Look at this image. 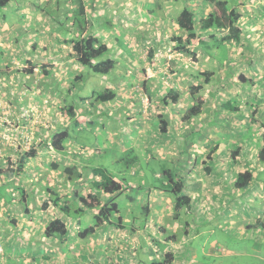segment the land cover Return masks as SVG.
<instances>
[{"label": "crops", "instance_id": "0c3cea01", "mask_svg": "<svg viewBox=\"0 0 264 264\" xmlns=\"http://www.w3.org/2000/svg\"><path fill=\"white\" fill-rule=\"evenodd\" d=\"M84 1L91 17L95 18L98 12L102 14L101 18L110 17V20H105L106 26L100 21L101 18L98 20L100 24L94 34L107 42L114 51L113 57L118 58L115 73L105 77L111 82L108 88L115 89L118 96L115 101L102 105L80 104L82 101L78 94L85 84L78 82L76 77L81 74L82 65L73 45L65 41L68 35L77 34L71 12L78 9L80 0H10L3 10L0 20V97L7 99L12 95H23L28 91L27 88L18 90L13 89V86L17 80H25L28 84L18 83V87L37 88L41 96L52 95L55 97L52 99L57 101H60V96L69 98V102L63 103L64 99L57 104L67 108L73 102L80 104L76 115L82 121L80 126L95 137L90 145L71 140V146H67V152L61 155L48 149L47 139L50 133L41 128L36 132L29 130L30 141L25 142L28 146L25 149L17 148V142H23L28 134H24V139H17L19 135L15 129H10V126L1 121L3 114H6V120L13 118L14 104L3 103L0 99V150H3V143L7 145L0 152V159L6 161L11 159L8 157L15 156L13 161L20 160L23 159L24 152L33 146L37 148L36 156L27 162L24 169L26 178L24 181L17 178L16 183L23 187L25 195L16 191L21 198L25 196L22 199L28 204V210H25L19 196L14 198L15 193L11 191L15 189L10 190L14 200L12 203L3 200L9 208L5 213L0 212V249H3L0 256L11 259L14 254H19L16 253L15 241L20 233H24L27 237L22 235L21 238L27 244L20 248V252L24 253L23 259L27 258L26 252L30 250L32 257L41 255L42 264H86L78 255L86 256L90 260L88 264H151L155 257H159L160 251L173 252V264H201L191 254L189 246L182 249V255L176 254L188 236L176 238L175 241L168 239L167 224L164 223L166 218L167 221L174 220L173 216H169L173 215V202L150 184L142 168V161L145 160L147 164L153 160L169 162L185 183V193L192 199L191 209H194V213L200 209V214L206 215L212 211V207L236 208L238 213L241 201H236V197L243 199L247 196L248 203L261 200V205L252 207L259 208L255 215L249 210L243 211L246 212L244 216L237 214L240 218L233 224H238L244 231L254 222L257 225L264 222V180L260 177L264 162L258 160L257 152L262 147L264 132L260 124L264 120V0H228L242 14L240 25L244 30L240 42L225 44L229 59L223 62L202 45V41L214 42L209 36L213 30L199 31L200 40L194 39L191 44L186 43V48L196 50L195 59L173 39L175 36H187V32L178 28L175 20L176 12L179 13L182 9L179 5L183 0L167 7L163 16L156 15L154 19L157 22L152 23L150 16L145 15L149 10L146 11L144 6L146 9L148 6L160 9L161 6L155 3L158 0ZM183 3L184 6H192L198 18L215 7L203 0H185ZM224 34L219 33L218 37ZM118 36L125 38L124 43L119 44ZM159 51L163 54L158 55ZM151 53L154 56L151 57ZM28 65H36L34 73L23 75L21 71ZM42 67H47L49 74L44 75ZM204 71L213 72V76L202 89L206 96L202 113L185 119L186 110L194 103L190 87L203 84V77L198 75ZM33 79H36V85ZM117 84L119 87L115 86ZM171 90L180 93L179 102L164 103L157 112L156 104ZM147 93L151 94L148 103L138 98L136 102H126L123 105L127 97H144ZM229 102H233L238 109H229L226 106ZM21 107L23 106H19ZM58 110L62 111V108ZM164 110H170L171 113H161ZM54 111L53 108L51 112L55 113ZM158 113L168 122L166 132H161ZM60 115L61 123L69 124L67 114ZM232 127L235 129L229 130ZM6 129L7 132L2 134V130ZM2 135L5 139L1 138ZM235 148H242L243 151H237L238 154L233 157L231 150ZM85 149L93 153L87 154ZM115 151V159L118 161L124 160L119 154L124 155L129 151H133L130 158L133 155L140 158L130 167L133 171L126 180L123 178L124 174L122 178L114 175L116 180L126 185L122 195L125 196L123 205L127 208L121 209L113 219L115 221L121 216L122 222L131 228L119 229L105 224L87 239L76 237L75 232L63 239L46 237L42 232L46 223L63 213L52 205L47 210L42 209L39 202L50 198V188L58 191L62 197L67 193L65 176L52 167V162L67 165L72 160L73 163L82 165V160H91L103 165L101 161L111 159L110 155ZM256 160L258 161L255 162ZM2 165L3 161L0 166ZM251 165H255V169ZM243 168H251L254 173L248 190L238 189L234 183L237 173ZM23 172L18 175L20 178L24 176ZM30 173V177L36 173L43 177L40 179L42 188L36 194L37 200L35 191L25 188L29 181L27 175ZM54 175L55 180L45 185L44 177ZM155 175L160 177V172ZM7 181L11 182L12 178L4 176L0 185ZM255 181L257 185L254 184ZM83 187V193L91 191L89 181ZM103 197L110 201L116 195L104 194ZM144 207L149 208L147 214ZM167 207L171 208V213L163 210ZM184 211L183 213L186 212ZM86 213L92 214L95 210H88ZM183 213L174 221L175 227L186 217ZM253 216L258 218L251 222ZM226 220L229 218H224ZM171 230L176 232L173 227Z\"/></svg>", "mask_w": 264, "mask_h": 264}, {"label": "trees", "instance_id": "16d2710c", "mask_svg": "<svg viewBox=\"0 0 264 264\" xmlns=\"http://www.w3.org/2000/svg\"><path fill=\"white\" fill-rule=\"evenodd\" d=\"M203 1L214 4V9L198 18V14L194 9L185 6L175 17L178 28L187 32V36L185 38L182 36H175L173 39L178 41L179 46L183 47V50L191 54L194 59L196 58V50L191 51L186 48V45L191 44L194 39L200 40V32L213 30V32L210 33V36L214 42L202 41V45L205 48L207 47L206 49L210 51V49L215 46L214 44H217L216 47H219L225 45L226 43L231 44L232 42H240L244 30L240 25L242 14L236 8L231 6V3L228 0ZM9 2L10 0H0V20L3 17V10ZM71 14L74 25L77 29V34L68 35V37L65 38V41L73 45V50L78 57L79 63L83 66H88L94 73L105 75V77L113 75L115 73L118 60L116 57H113L112 54L114 51L109 47V44L94 34L97 26L94 22L97 23V20L99 19L93 18V16L91 17V13L87 11V5L84 0H80L78 9L72 11ZM219 33L225 34L218 37ZM208 44H210L211 47H209ZM226 47L223 46L224 50L227 52L228 48ZM150 56H154V53H151ZM35 66L33 65L28 69H22L21 72L23 75L33 74ZM41 72H43L44 75L49 74L47 67H42ZM212 74L213 72L211 71H204L200 73L198 76H202L204 78L203 84H195L190 87V93L194 103L186 110L185 119L194 118L202 113L203 105L205 104V97L202 89L205 83H209L211 81ZM76 79L78 82H84L83 74L78 75ZM246 80L253 82L251 79ZM82 92L83 89H81V92L78 95L81 96V104L83 106L102 105L104 103L113 102L118 96L115 89L107 87L103 88V90L93 91L94 93L92 92L90 94H82ZM179 99L180 93L175 90H171L163 97L164 103L166 104H176L179 102ZM78 105L79 104L73 102L66 109V116L69 124L59 125L49 135V138L47 139V147L49 150L51 149L61 155H64V153L67 152V146H71V140L80 142L72 135V133H78L79 131L86 132L85 135L93 140L91 133L88 130H84L80 126V123L82 125V121L76 116ZM226 106L232 110L238 109V107H235L233 102L227 103ZM158 118L161 131L166 132L168 122L162 115ZM254 118L255 117H253V119ZM260 124L264 130V120ZM83 137L87 138L85 136ZM82 143L85 145L88 144L85 140H82ZM36 151L37 148L33 146L28 151L24 152L23 159L17 161V166L20 172L16 169H12L10 171L4 170L3 167L0 166V183L4 176H13V174L15 176L16 174L23 172L27 162L36 156ZM85 151H87V154L93 153L89 149H85ZM108 151V153H110V150ZM116 152L117 151L113 154ZM132 153L133 151H129L124 155L119 154L120 158H127V162L130 164V167L133 166L135 162L140 160L138 155H133V157L130 158ZM258 159L259 161L264 162V132L262 134V147L259 151ZM154 161L155 160H153L150 164H147L150 167V170L146 171L149 177L147 178L150 180V184L156 186L155 188L161 190L163 194L167 195L171 199L173 202L172 216L175 220H178L181 217L183 210L186 212L191 210L192 199L185 193V183L175 168L172 167L169 162L156 161L154 163ZM70 163L71 164L67 165H59L56 161L52 162V167L54 169H58L59 174L61 173V175L65 176L64 184L67 187V193L64 197H62L59 195L58 191L50 188V198L43 202L41 208L47 210V208L52 205L63 214L54 216L46 223L42 231L44 235L46 237L63 239L69 233L75 232L76 237H79L80 239H87L97 232V228L102 227L105 224L113 225L119 229H130L131 227L129 228L124 222H122L121 216L115 220L116 222L113 219V217L121 211V205L117 199L123 194V190L126 188V185H123L120 181L116 180L114 174L106 166H104V164H98L91 160H82V165L73 163L72 160ZM157 172H160V177H155ZM253 176L254 173L251 168H246L238 172L234 179L235 186L241 190H248L253 180ZM88 181L91 191L83 193V185ZM69 184L71 186H69ZM9 185L15 186V183L7 181L0 185V200H6L5 193H7ZM104 194L111 196L115 194L116 197L108 201L105 197H103ZM9 195L11 196L10 192ZM23 195H25L24 191ZM22 198L24 199L25 196H22ZM22 198L20 197L21 203L24 204L25 210H28V204ZM129 198L132 197L129 196ZM88 210H95V213L88 214L86 213ZM148 211L149 208L144 207L145 214H147ZM83 215L89 216V222H92V219L94 218V223L83 228L81 226ZM261 224L264 226V222H261ZM76 226H79L78 229H75ZM248 227L250 226L248 225ZM187 232L188 231L185 229V234ZM174 260L175 255L173 252L168 251L163 253L160 251L159 257H155L151 264H173Z\"/></svg>", "mask_w": 264, "mask_h": 264}, {"label": "rangeland", "instance_id": "374dc122", "mask_svg": "<svg viewBox=\"0 0 264 264\" xmlns=\"http://www.w3.org/2000/svg\"><path fill=\"white\" fill-rule=\"evenodd\" d=\"M157 2V6H161L160 9H158L156 6H148L147 9L144 6L145 10H149L147 11V13H145L146 16H150L151 20L150 23H152L153 21H156L154 18L156 17V15H160L163 16L164 11L167 9V7L171 6V5H176L178 4V0H158L155 1V3ZM185 2V0L182 1V3H180V7L183 9L185 6L183 5ZM191 7L192 6H188ZM181 9V10H182ZM178 15V11L176 12ZM109 14V12H108ZM102 16V14H100L99 12L97 13V15H95V18L100 19ZM105 20H110L109 16H106L105 18H101L100 21H103V23L105 24V26L107 25V23L105 22ZM97 26H99L100 23L94 22ZM96 26V27H97ZM210 36V35H209ZM155 37L153 36V39ZM118 40H119V44L121 42L124 43L125 38L122 36H118ZM193 41V40H192ZM5 44V43H4ZM215 46L212 47L210 49L211 53H214L221 62L228 60L229 59V54H228V50L227 52L224 50L223 46L226 47L225 45L223 46H219L216 47L217 44H214ZM227 48V47H226ZM163 52L159 51L158 55H162ZM118 60V58H117ZM29 67H31V65H28L27 67H24V69H28ZM81 74H83L84 76V89L82 94H90V92H92L93 90H103V88L105 87H109L110 86V80L108 78H105V75H100L98 73H94L88 66H83L81 67ZM224 76V73L222 74ZM213 76V74H212ZM39 77H41L39 75ZM110 77V76H109ZM239 78V77H238ZM239 80V79H238ZM34 81V85H36V79H33ZM112 81V79H111ZM203 82H204V78H203ZM18 83H23L28 84V82H26L25 80H17L15 82V85L13 86L14 88H17L18 90L21 88H27L28 91L24 92L23 95H12L7 99H4V97H0L1 102L5 103V102H11L14 104L13 107V118L10 120H6L5 116L6 114L2 115L1 121H3L4 124L10 126V129H15V132L17 135H19L17 137V139L19 137H21L22 139H24V134L25 136L28 134V137L26 139H24L23 142L18 141L17 142V148L19 147L20 149L22 148H26L28 145L25 143L29 140V137H31V134L28 132L29 130L32 132H36V131H40L41 128L43 129L42 131H49V133L51 134V132H53L58 125H63L61 123L62 118L60 113H62L63 115H65V111L67 109L66 106H59L57 103L58 102H62V100L65 99V101H63V103H67L69 102L71 99L69 98H64L62 96L58 97L60 98V101L57 100H53L52 98H55L54 96H41L40 93H38L37 88H30L31 86H24V87H18ZM139 84V82L137 83V85ZM135 85V87L137 86ZM116 87L118 86L115 85ZM119 87V86H118ZM142 85H141V89H142ZM207 89V88H206ZM247 90H250L247 87ZM203 92V90H202ZM204 94V92H203ZM151 94L147 93L144 97L142 96H132V97H127L126 101L123 103V105L126 102H131L133 103L134 101L136 102L138 98L143 99L145 102L144 103H148L150 99ZM162 97V96H160ZM205 100H206V96L204 95ZM228 99H230V95L227 94ZM130 100V101H129ZM142 100V101H143ZM26 101V102H25ZM90 102V100H89ZM23 103V104H21ZM81 104V103H80ZM79 104V105H80ZM164 104V100L163 97L161 98V101L159 103L156 104V111H160L159 107L162 106ZM23 106L21 108H19V106ZM25 105H27V108H25ZM205 105V104H204ZM203 105V107H204ZM82 106V105H81ZM88 106V105H87ZM54 108V112L52 113L51 110ZM62 111H59L58 109H61ZM162 109H164V107H161ZM11 109V108H10ZM4 111V110H3ZM165 111V110H164ZM162 111L161 113L163 114H170V110H168V112H164ZM161 113H158L157 116H160ZM255 113V112H254ZM256 114V113H255ZM254 114V115H255ZM128 120V119H127ZM4 128V126H3ZM233 128V129H232ZM229 130H234L235 128L232 127ZM5 132H7L6 130H2V134H4ZM162 132V131H161ZM21 133V134H20ZM86 132H81L79 131L78 133H72V135L74 136L75 139H78L79 141L82 142V140H85L86 143H88V145L92 144L94 140H92L91 138H88L85 135ZM49 135V134H48ZM88 135V134H87ZM91 137H95L93 136V133H91ZM83 136L87 137L84 138ZM2 139H5L4 135L1 136ZM84 138V139H83ZM1 139V140H2ZM27 140V141H26ZM7 145L5 143H3V150H0V152L4 151V148ZM242 148H235L231 150V156L235 157L238 152H242L243 149ZM238 151V152H236ZM257 152H259L257 150ZM235 153V154H234ZM110 158H106L105 160H102L101 163L107 165L108 169L118 178H122L123 174V178H126L130 175V173L133 171L130 169V164L127 162V158H125L124 160L118 161L116 160V154H112L110 155ZM120 157V156H119ZM244 157V155H243ZM11 159H7L6 161L1 160L0 159V165L1 162L3 161L2 167L4 170H12V169H16L18 170V172H20L17 164H18V160L13 161V159H15L14 157H8ZM53 159L51 158V161ZM259 160V159H258ZM258 160H256L255 162H257ZM156 161H154L155 163ZM11 165L8 166L7 165ZM38 163H41L40 161H38ZM142 168L143 170L146 172L147 170H150V167L147 165L146 161L143 160L142 161ZM255 165H251L252 169L254 168ZM261 169H263V171L261 172V177L262 179H264V163L261 166ZM244 170V168H243ZM136 171V170H134ZM32 172V171H30ZM24 174V176L22 178H20L18 175L16 174L14 177L10 176L12 178L13 183H15L14 185H9V192L12 189H15L14 191L12 190L11 192L15 193L14 198H17L18 196L20 197V194L23 195V188L22 187H17L16 183L18 182L17 178L20 180H23L26 178L25 176V171L22 173ZM31 173L29 175H27V178L29 177V181L27 187H25L26 189H30V190H34L35 191V198H36V194L38 192H40L41 190V182L40 179H42L43 177L40 176L39 174L36 173L35 176H31ZM56 175V174H55ZM55 175L50 177H44L45 180V185H48L49 182H52L53 179L55 180ZM147 175V172H146ZM148 177V175H147ZM149 178V177H148ZM22 181V182H23ZM10 182V183H11ZM255 185L256 181L254 182ZM16 189L19 191V193L16 191ZM9 192L5 193V198L8 202L12 203L14 200L11 198V196L9 195ZM43 194V192H42ZM128 196V195H127ZM41 197H43L41 195ZM48 197V196H47ZM128 198V197H127ZM125 199V196L121 195L117 201L120 203L121 205V209L125 210L127 207H125L123 204V201ZM247 196L244 197L243 199L240 197H236V201H241V206L240 209H238V213L236 211V208H228V207H212V211L210 210L208 214H200V209H198L196 213H194V209L192 208L191 210H188L187 214L183 213L184 216L182 218L181 223H179L178 227H175L173 225L174 220L173 221H167L168 218H166V221L164 224H167V234L168 238L172 239L171 240H176V236L177 239H182L184 236H188L186 240H183L184 244L183 246H181L177 251L176 254H180L182 255V249L185 248V246H189L191 249V254L193 253V255L195 256V259L201 263V264H264V226L260 223L259 225H257V222H254L255 219H257L258 217L253 216L254 218L251 220V222H254L253 224H250L247 228L242 231V227H239L238 224H233V222L235 220H239L240 216H244L246 212H243L245 210H249L252 211V215H255L257 213V210L259 209L258 207L252 208L253 206H260L261 205V200L256 201L255 203H248L247 202ZM37 200V198H36ZM44 201L40 200L39 204L42 205ZM9 208V206H7V204L4 203V201L2 200V202L0 203V212L5 213L6 210ZM33 209V208H32ZM137 210V209H136ZM164 211H168L169 213H171V208L167 207V209H163ZM11 211V210H10ZM193 211V212H190ZM247 211V212H249ZM0 213V214H2ZM22 213V212H21ZM239 214V215H237ZM6 215V214H5ZM170 217L172 216L169 215ZM228 217L229 220L224 221V218ZM89 216L88 215H83L82 216V223L81 226L83 228L89 226L90 224L94 223V218L92 219V222H89ZM88 221V222H87ZM188 222V223H187ZM187 223V225H186ZM173 225V226H172ZM189 225V226H188ZM180 226V227H179ZM245 226V225H244ZM174 228L173 232L171 230V228ZM185 229L186 231H188L185 234ZM154 232H157L154 230ZM176 236H174V235ZM24 235L23 237H27V234L24 233H20L17 236V240L15 241V247L17 248V252L19 254H14L13 258L9 259V258H4L2 256H0V264H42L41 261V255L37 254V257H32L30 255L31 251L28 250L27 253V258L23 259V252H20V248L25 247L27 242L25 240H23V238H21V236ZM153 235V233L151 232V236ZM157 235V234H156ZM173 241V242H174ZM176 245V244H175ZM188 247V248H189ZM192 247V248H191ZM3 249H0V253H2ZM86 256H81L78 255V258L83 259V262L88 264V262L90 261L88 258H85ZM133 257V256H131ZM11 261V263H10ZM57 263H59V261H57ZM56 264V263H54Z\"/></svg>", "mask_w": 264, "mask_h": 264}]
</instances>
